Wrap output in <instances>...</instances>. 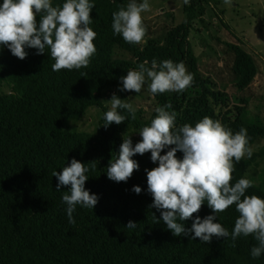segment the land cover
<instances>
[{
    "label": "trees",
    "instance_id": "trees-1",
    "mask_svg": "<svg viewBox=\"0 0 264 264\" xmlns=\"http://www.w3.org/2000/svg\"><path fill=\"white\" fill-rule=\"evenodd\" d=\"M62 0H53L54 6ZM210 0H189L186 20L169 30L164 43L149 40L145 47L131 44L111 27L112 13L126 6L123 0H95L90 12V27L96 32V53L87 67L79 70L53 71L50 49L19 59L7 47L0 46V264H264V254L250 256L256 241L252 235L216 238L201 242L199 238L174 236L160 219V211L150 207L152 195L147 191V174L158 166L150 159V151L132 157L139 163L128 180L115 182L106 175L109 162L119 152L124 134L138 132L149 125L156 112L147 119L137 110L136 119L104 127V113L109 109L102 100L109 89L119 90L120 77L136 69L144 60L160 62L171 59L183 62L193 75L191 87L181 93L155 94L158 106L171 104L177 113L176 124H195L208 116L237 132L247 129L251 147L264 139V116L251 113L247 106L231 104L227 92L205 77L189 40L193 21L205 15L204 5ZM198 9H200L198 11ZM37 23L39 16L36 17ZM235 55L233 70L237 87L248 88L258 74L254 58L239 44L228 43ZM133 54V59L118 57L116 51ZM84 77H81V75ZM4 86L10 92H4ZM120 91V90H119ZM195 92L190 94V92ZM123 95L125 91H120ZM103 111L96 133H72L66 130L71 120H79L89 107ZM122 113L124 110H120ZM175 145L163 149L161 154ZM177 158H182L178 150ZM85 163V188L98 196L94 209L77 205L74 223H69L66 205L61 197L69 186L56 190L54 171L70 164L71 159ZM262 165L264 178V146L253 151L251 158L234 161V183L247 176L253 185L245 195L264 198V185L248 176L251 166ZM264 182V179H263ZM140 186L139 194L132 191ZM212 214L205 202L193 214L201 218ZM239 213L235 205L218 214L216 221L231 230ZM138 225L126 228L128 221ZM192 219L184 221L190 228Z\"/></svg>",
    "mask_w": 264,
    "mask_h": 264
},
{
    "label": "clouds",
    "instance_id": "clouds-1",
    "mask_svg": "<svg viewBox=\"0 0 264 264\" xmlns=\"http://www.w3.org/2000/svg\"><path fill=\"white\" fill-rule=\"evenodd\" d=\"M224 2L227 4L230 0ZM94 7L95 0H62L55 6L53 0H0V46L7 47L19 59L28 55V48L37 49L38 55L48 48L54 59L53 71L87 67L96 53L93 43L96 32L90 27V12ZM150 7V0H127L126 6L112 13L113 35L119 34L131 44L143 42V13ZM120 80V91L136 93H140L149 81L147 90L155 95L185 91L191 87L193 75L183 62L171 59L157 62L153 59L150 65L144 60L136 69H129ZM108 101L110 107L103 115L104 127L113 122L119 125L129 118L136 119L137 108L127 99L114 93ZM169 109H172L171 104L155 109L156 115L151 123L138 131L142 139L135 145L130 136L123 137L119 152L106 169L107 177L115 182H126L134 169H139V163L132 157L150 151L151 161L158 162V166L145 169L147 191L153 197L150 207L160 211L158 221H162L174 236H189L191 233L190 240L199 238L201 242H210L213 236L218 239L230 236L235 242L239 236L252 235L256 244L252 246L250 256L258 259L264 254V198L245 195L253 185L247 176L230 183L234 161L238 163L242 158L252 156L247 129L241 127L233 132L208 116L194 125L184 123L178 127L177 113ZM170 145L175 147L162 155V150ZM178 150L182 151V158H177ZM89 171L85 163L72 158L69 165L52 173L57 178V191L61 186H69L61 197L69 223L75 222L73 212L77 205L94 209L98 202L97 194H90L85 188ZM141 190L140 186L132 188L137 194ZM205 202L212 214L193 217ZM232 205L239 215L229 233L220 222L214 221L219 213ZM189 218L192 219L191 227L186 229L184 221ZM137 225L130 220L125 227L135 229Z\"/></svg>",
    "mask_w": 264,
    "mask_h": 264
},
{
    "label": "rangeland",
    "instance_id": "rangeland-1",
    "mask_svg": "<svg viewBox=\"0 0 264 264\" xmlns=\"http://www.w3.org/2000/svg\"><path fill=\"white\" fill-rule=\"evenodd\" d=\"M123 1L127 4V0ZM210 1L209 5H204L205 15L193 21L189 34L199 69L205 77L215 82L219 90L228 93L232 105L247 106L251 113L264 116V0H230L227 4L224 0ZM187 3L185 0H150V9L143 13L145 36L138 46L143 48L152 39L164 43L169 30L186 20ZM228 43L239 44L251 54L257 65L258 74L246 89L237 87L238 77L233 70L235 55ZM116 53L118 57L134 58L133 54L123 50L118 49ZM148 82L140 93L125 91L122 95L119 90L109 89L102 102L109 108L108 100L115 93L119 98L133 103L149 119L157 108V102L147 90ZM10 90L8 86L3 88L6 93ZM194 93L190 92L191 95ZM102 115L100 107H89L81 119L71 120L66 130L72 133H96ZM124 136H130L133 145L142 139L133 129H129ZM263 146L264 139H261L252 150L256 152ZM261 168L262 165L258 168L251 166L248 170V176L257 185H264Z\"/></svg>",
    "mask_w": 264,
    "mask_h": 264
}]
</instances>
